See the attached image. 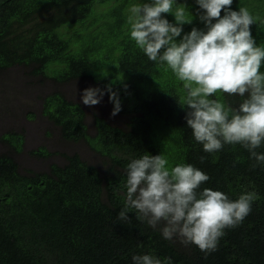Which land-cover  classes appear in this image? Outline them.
<instances>
[{"label": "trees", "instance_id": "obj_1", "mask_svg": "<svg viewBox=\"0 0 264 264\" xmlns=\"http://www.w3.org/2000/svg\"><path fill=\"white\" fill-rule=\"evenodd\" d=\"M144 2L0 0V70L23 64L31 73L59 82L86 77L101 89L111 84L119 92V113L129 115L124 127L95 116V133L89 135L79 103L58 91L44 96L42 111L61 135L84 138L110 164L101 172L73 152L65 154L64 164L21 172L12 156L0 152V264H133L136 254L169 258L171 264H264V164L253 168L255 160L240 144L206 153L195 141L180 107L182 84L130 38L129 6ZM184 3L195 13V0H177L173 7ZM240 7L255 18L252 35L264 47V0H233L232 9ZM163 15L174 22L171 14ZM193 26L203 24L194 17L184 32ZM219 95L233 107L244 99ZM2 135L20 149V133ZM256 151L264 152V146ZM31 152L50 154L44 146ZM145 154H162L171 166L193 165L210 178L201 189L219 190L231 200L255 192L250 214L237 227L225 229L217 250L207 255L179 237L164 239L163 223L153 229L136 218L134 209H129L130 222L119 221L127 164Z\"/></svg>", "mask_w": 264, "mask_h": 264}, {"label": "clouds", "instance_id": "obj_2", "mask_svg": "<svg viewBox=\"0 0 264 264\" xmlns=\"http://www.w3.org/2000/svg\"><path fill=\"white\" fill-rule=\"evenodd\" d=\"M177 0H146L129 6L127 24L131 40L150 61L166 66L182 84L186 126L203 151H220L224 145L240 144L264 164V47L257 46L251 26L255 18L247 7L232 9L233 0H195V13ZM171 14L174 22L165 15ZM194 17L203 24L184 32ZM125 90L127 85L124 86ZM105 92L113 104L111 116L121 110L119 92L111 84L88 87L81 102L101 103ZM219 94L244 97L235 107ZM215 97V98H213ZM204 157H201L203 162ZM209 176L191 164L171 166L162 154H145L126 167L125 206L117 219L130 222L129 209L140 221L156 229L161 223L164 239L179 237L206 255L217 250L225 229L243 222L252 210L256 193L246 191L235 200L201 185ZM133 264H171L152 254L132 256Z\"/></svg>", "mask_w": 264, "mask_h": 264}, {"label": "rangeland", "instance_id": "obj_3", "mask_svg": "<svg viewBox=\"0 0 264 264\" xmlns=\"http://www.w3.org/2000/svg\"><path fill=\"white\" fill-rule=\"evenodd\" d=\"M30 71L31 68L23 64L0 70V136L11 131L23 136L20 149L0 137V152L12 156L21 172H26L27 169L47 170L52 162L64 164L67 162L65 154L73 152H77L87 163L104 172L110 164L107 158L91 148L84 138H64L59 126L43 113V98L46 94L58 91L67 99L79 103L85 112L84 121L89 135L95 133V116H101L107 122L124 127L129 115L118 113L111 116V102L106 92L100 104L85 106L81 102L83 90L98 87L90 78L79 77L59 82ZM105 75L106 73L102 77H106ZM39 146H44L50 154L41 156L31 152Z\"/></svg>", "mask_w": 264, "mask_h": 264}, {"label": "bare ground", "instance_id": "obj_4", "mask_svg": "<svg viewBox=\"0 0 264 264\" xmlns=\"http://www.w3.org/2000/svg\"><path fill=\"white\" fill-rule=\"evenodd\" d=\"M3 136V135H2Z\"/></svg>", "mask_w": 264, "mask_h": 264}]
</instances>
